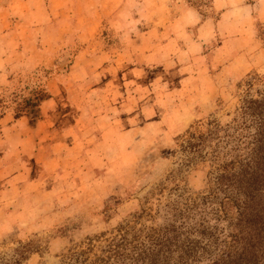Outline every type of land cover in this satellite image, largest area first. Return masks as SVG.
Listing matches in <instances>:
<instances>
[{
  "label": "rangeland",
  "instance_id": "obj_1",
  "mask_svg": "<svg viewBox=\"0 0 264 264\" xmlns=\"http://www.w3.org/2000/svg\"><path fill=\"white\" fill-rule=\"evenodd\" d=\"M169 34L200 44L203 72L151 61ZM263 91L264 0H0V264H62L166 224L204 243L225 220L201 192L252 148L240 105ZM214 122L199 154L181 145Z\"/></svg>",
  "mask_w": 264,
  "mask_h": 264
},
{
  "label": "trees",
  "instance_id": "obj_2",
  "mask_svg": "<svg viewBox=\"0 0 264 264\" xmlns=\"http://www.w3.org/2000/svg\"><path fill=\"white\" fill-rule=\"evenodd\" d=\"M242 100L244 113L258 123L253 146L243 157H230L219 163L211 185L201 192V201L210 203L212 216L217 221L225 220L219 227L198 230L207 235L204 243L187 239L186 235L180 238L183 233L195 231L191 226L184 231L181 225L150 228L142 239L137 235L127 239L123 230L117 238L107 240L102 253L92 252L88 246L71 249L62 264H188L203 260L207 264H264V91L256 98ZM213 126L204 133L189 131L181 145L199 154L216 132V122ZM193 206L194 203L184 205L176 213L188 217ZM171 252L175 253L173 258Z\"/></svg>",
  "mask_w": 264,
  "mask_h": 264
},
{
  "label": "crops",
  "instance_id": "obj_3",
  "mask_svg": "<svg viewBox=\"0 0 264 264\" xmlns=\"http://www.w3.org/2000/svg\"><path fill=\"white\" fill-rule=\"evenodd\" d=\"M58 4H61L58 3ZM161 31V30H160ZM62 35V34H61ZM177 36H175V34H169L167 39H163L161 41H155L154 43L151 42L152 46L151 48H149L147 50V55L149 56V58L151 57V61H158L159 59H161L164 63L163 65H165V67L170 68L168 66H170L171 62H174V65H176L178 68V71L182 72H189L191 70L194 69V67H196L197 71H201L203 72V68L202 67H198V66H194L191 65L192 63H190V59L191 57L195 54H198L199 50H200V44L198 43H191V47L187 46L185 44V40H178L180 39L178 36V39H176ZM176 39V40H175ZM175 41L176 43H179V46H184V53H178L175 54L173 53V51H171L169 45L171 44V42ZM180 50L183 48H179ZM175 54V55H174ZM153 55H155L156 57L153 58ZM158 59V60H157ZM161 63V62H160ZM168 65V66H167Z\"/></svg>",
  "mask_w": 264,
  "mask_h": 264
}]
</instances>
